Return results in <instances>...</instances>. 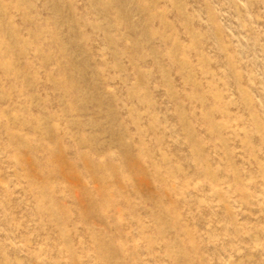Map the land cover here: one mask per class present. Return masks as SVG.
<instances>
[{
	"label": "rangeland",
	"instance_id": "obj_1",
	"mask_svg": "<svg viewBox=\"0 0 264 264\" xmlns=\"http://www.w3.org/2000/svg\"><path fill=\"white\" fill-rule=\"evenodd\" d=\"M0 264H264V0H0Z\"/></svg>",
	"mask_w": 264,
	"mask_h": 264
}]
</instances>
